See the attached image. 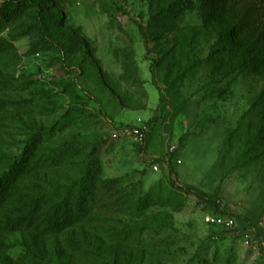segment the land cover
Listing matches in <instances>:
<instances>
[{
  "label": "rangeland",
  "instance_id": "rangeland-1",
  "mask_svg": "<svg viewBox=\"0 0 264 264\" xmlns=\"http://www.w3.org/2000/svg\"><path fill=\"white\" fill-rule=\"evenodd\" d=\"M238 17L224 0H48L0 24V174L39 136L0 203V264H264L239 231L264 225V37L235 35ZM142 126L145 151L112 137ZM169 165L217 189L235 228L206 224L217 211ZM76 185L89 200L57 230Z\"/></svg>",
  "mask_w": 264,
  "mask_h": 264
},
{
  "label": "trees",
  "instance_id": "trees-1",
  "mask_svg": "<svg viewBox=\"0 0 264 264\" xmlns=\"http://www.w3.org/2000/svg\"><path fill=\"white\" fill-rule=\"evenodd\" d=\"M48 0H0V24H4L7 21L12 20L18 16L20 12L25 8H34L36 11H40L42 6L47 4ZM180 1V0H176ZM227 3H234V6L239 10L238 20L231 26V31L235 35L250 30L249 34H254L257 39L260 40L264 37V0H224ZM264 44V42H261ZM245 54L241 53L243 58ZM38 135H31L26 141L22 152L13 158V161L9 164L6 170L0 174V203L2 202L6 192L9 189V184L14 181L19 173L29 162L30 157L36 147ZM147 146L146 137L141 146V151H145ZM177 176L172 166H168V183L172 188L180 190L184 193H193L202 198V200L209 206L213 207L214 213L220 214L223 210L219 207L218 200H216L217 189L212 193H206L192 184L179 185L177 183ZM74 190V193H73ZM83 186L76 185L75 188H69L65 191V195L60 200L53 203V198L58 197L60 193L53 194V198L49 199L50 203H53L57 208L54 216L52 217V223L49 224L53 228L59 230L66 226L72 219V206L77 207L79 210L77 214L81 213V203H85L89 198H83ZM66 210V213H64ZM257 230V228H254Z\"/></svg>",
  "mask_w": 264,
  "mask_h": 264
},
{
  "label": "built area",
  "instance_id": "built-area-1",
  "mask_svg": "<svg viewBox=\"0 0 264 264\" xmlns=\"http://www.w3.org/2000/svg\"><path fill=\"white\" fill-rule=\"evenodd\" d=\"M145 132L146 128L145 126L142 127H130V128H120L116 129L112 133V137H118L120 135H131L134 137V139L142 145L144 138H145ZM176 150L175 145H170L169 147V154L173 153ZM155 169H157V165L153 166ZM203 221L206 224L222 227V228H229L233 229L235 228V218L230 215H221L218 213H214L213 211L206 212L203 215ZM242 232V236L247 241H250L253 246H258L259 242L256 239L255 230L251 228H241L239 230Z\"/></svg>",
  "mask_w": 264,
  "mask_h": 264
},
{
  "label": "crops",
  "instance_id": "crops-1",
  "mask_svg": "<svg viewBox=\"0 0 264 264\" xmlns=\"http://www.w3.org/2000/svg\"><path fill=\"white\" fill-rule=\"evenodd\" d=\"M154 93L155 92H153L152 98L154 97ZM255 235L257 241L264 246V225L258 227L257 230H255Z\"/></svg>",
  "mask_w": 264,
  "mask_h": 264
}]
</instances>
